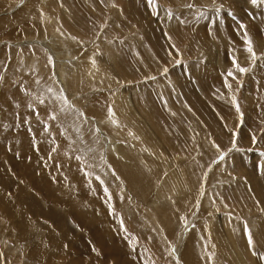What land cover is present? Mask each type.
<instances>
[{
	"label": "rangeland",
	"instance_id": "rangeland-1",
	"mask_svg": "<svg viewBox=\"0 0 264 264\" xmlns=\"http://www.w3.org/2000/svg\"><path fill=\"white\" fill-rule=\"evenodd\" d=\"M0 92L15 120L1 147L18 125L26 161L50 163L32 175L77 180L61 202L84 215L87 197L98 217L95 238L73 213L63 228L44 218L46 195L20 181L12 152L0 170L42 216L19 218L1 172L0 264H264V0H0Z\"/></svg>",
	"mask_w": 264,
	"mask_h": 264
},
{
	"label": "bare ground",
	"instance_id": "bare-ground-1",
	"mask_svg": "<svg viewBox=\"0 0 264 264\" xmlns=\"http://www.w3.org/2000/svg\"><path fill=\"white\" fill-rule=\"evenodd\" d=\"M24 9V8H23ZM27 10H28V8H26L25 10H21V12H20V15H15L13 18H12V21L13 22H21L22 23V21H25V20H27L26 18H27ZM21 13H22V15H21ZM25 13V14H24ZM24 16V17H23ZM27 21H29V20H27ZM9 22V21H8ZM17 23L15 24V25H17ZM27 23V22H26ZM26 23H24V24H26ZM8 24H7V22H6V26H7ZM18 26V25H17ZM23 26V28H24V26H26V25H22ZM27 28V27H26ZM31 28V27H30ZM29 28V26H28V29H30ZM27 29V30H28ZM22 30V29H21ZM20 29H19V31H21ZM24 30V29H23ZM23 30H22V32H23ZM29 31V30H28ZM15 33H18V32H15ZM15 33H14V35H15ZM24 34H25V32H24ZM29 34H31V32L29 33ZM12 35H13V33H12ZM17 35V34H16ZM26 35V34H25ZM11 36V35H10ZM53 44V43H52ZM52 47H53V45H52ZM60 64V63H59ZM61 65V64H60ZM16 92V91H15ZM11 94H8L7 92H3L2 94H1V92H0V100H3V103H2V106H0V114H1V116H0V123L3 121V126L0 128V160H1V158H5V161H6V164H8V165H10V166H12L13 164H14V160L12 159V155L13 154H11L12 152H14V153H16V154H18L19 156H20V158H21V160H19V162L17 161L16 162V164H18L17 166H18V168H19V176H20V181H22V182H25L26 184H30V185H33L38 191H40V192H42V193H45V195H46V199H45V201H46V204L48 205V211L50 212L49 214H46V216L44 215V218L46 217H49L50 219H56L58 222H60V223H62V228H63V224L64 223H67L66 222V220L69 218V217H66V216H68V214H70V213H73V214H75V217H76V219H77V221L78 220H80V223L82 222V221H84L85 222V224L87 223V228H89V229H91L92 230V233H91V236L93 237V238H95L96 237V233H97V227H96V223H98V217H96V210H95V213H94V207H91L90 205H89V198H87V197H84V196H81V198H79V200L80 201H78V199H77V201H78V203H79V205L78 206H80V208H81V213H83L84 215H82V214H79L77 211H74L71 207H69V203H67V202H71V199H72V197H69L68 199H67V201H64V202H61V197H63V196H67V195H72V192H70L69 191V187H72V186H75L74 184H76L78 181L77 180H70L71 182V185H69L68 187H65V188H56V187H59V186H54L52 183H54L55 185H58L59 184V181H58V179L57 178H52L50 181L48 180V178H44V176L42 175L40 178L39 177H37L36 176V178L32 175V174H34L35 172H36V174L37 173H40V172H43V173H46V176L47 175H52L51 173H49V171H50V169H49V165H50V163H48V164H46V166H44L43 164H41V165H39V161L38 160H33L32 162H27L26 161V159H27V151H26V146L28 145L26 142H21V139H23V138H25V136H24V134H23V132L22 131H19V130H17V126H16V128H15V130H16V132H15V135L16 136H14V134H13V136H9L10 138V140L8 141L7 140V145L4 143V145H6V146H4L3 145V147H1L2 146V144L3 143H1V141L2 142H4V138H2L5 134L4 133H6V129H7V126L9 127V123H10V125H12V123H15L14 121V119H13V114L14 113H12V115H11V107H12V105L14 104L13 102V104L11 103H9L8 102V100H7V97H8V99H13V98H11ZM3 98H5V99H3ZM127 100V105H128V99H126ZM0 102H2V101H0ZM22 106H20L19 108H21ZM130 108H131V106H129ZM32 116V115H31ZM18 117V116H17ZM17 117H15V118H17ZM30 119V118H29ZM12 120H14L13 122H12ZM17 120H18V118H17ZM16 120V121H17ZM19 121V120H18ZM17 121V122H18ZM20 124V123H19ZM13 126V125H12ZM20 126V125H19ZM22 126V125H21ZM31 126V125H30ZM32 126H34L35 127V125H33L32 124ZM14 127H15V125H14ZM12 128V127H11ZM11 130V129H10ZM12 130H13V128H12ZM14 131V130H13ZM30 131V130H29ZM6 134H8V133H6ZM30 134L33 136V134H35V137L36 136H38V140H37V143L34 145L33 143V145L37 148V147H39V149H40V146H39V144L40 143H42V142H38V141H42V137L44 138V136H42V134H37V131H31L30 132ZM42 137H41V136ZM22 136H24L23 138H22ZM5 138H7V136L5 137ZM34 139H36V138H34ZM6 142V141H5ZM40 145H42V144H40ZM43 146V145H42ZM6 147V148H5ZM123 147V146H122ZM1 148H4L3 150H1ZM43 148V147H42ZM42 152V151H41ZM54 152V151H53ZM39 153V152H38ZM30 154V153H29ZM42 154H44V151H43V153ZM53 162V161H52ZM57 162V161H56ZM112 162V161H111ZM64 164H65V162H64ZM115 165V164H114ZM52 166H53V169H54V171L55 172H57L58 171V169L60 168V167H58V164H55V163H53L52 164ZM55 167H56V169H55ZM77 167V166H76ZM65 168H67V166L66 165H64V167H62V169L61 170H63V169H65ZM69 168V167H68ZM1 169L2 170H0V173L2 172V176H4V178L1 176V179H4L5 181L3 182V185L4 186H13L14 187V189H15V201H14V204H12L11 203V205H14V206H16V207H20V208H23V210H24V212H21L22 214H23V216L22 217H19L20 219H23V220H25V218H24V216L25 217H29V218H40L39 216L42 214V210H40V208L39 209H37V208H35V207H32V205H34V201L31 199V194L28 196L27 195V193L26 192H24V190H23V188L22 187H15V185H14V182L12 181V180H7L6 178H7V175L5 174V168H3L2 166H1ZM71 169V168H70ZM66 170H69V169H66ZM63 171H61V173H62ZM76 172L77 171H75V173L74 174H72V173H68L69 174V176H73V178L74 179H78V177L76 176ZM54 175H56L55 173H53ZM54 181V182H53ZM64 181V180H63ZM127 181V180H126ZM51 182V183H50ZM62 182V181H61ZM69 183V184H70ZM61 184V183H60ZM1 182H0V187H1ZM80 187V186H79ZM13 189V190H14ZM95 191H96V189H94ZM94 191V192H95ZM1 193H4V192H0V194ZM55 194L52 198H51V196H50V194ZM79 193V192H78ZM12 194V193H11ZM95 194V193H94ZM13 195V194H12ZM24 196H26V198H24ZM68 197V196H67ZM0 198L2 199V197H1V195H0ZM64 199V198H63ZM57 200H60V201H58V203L60 202V203H62L61 204V206H63V208L64 209H62V212H60L59 211V209H56V210H54V208L52 207V205H51V203L52 204H55V201H57ZM87 200V202H84V201H86ZM3 201H5V200H3ZM9 201V200H8ZM7 202V201H6ZM76 202V201H75ZM50 203V204H49ZM2 208L4 209L5 207H7L8 208V203H2ZM105 205V204H104ZM60 206V205H59ZM74 205H72V207H73ZM74 208V207H73ZM79 208V209H80ZM9 209L8 210H6V211H4L3 213H4V215H7L6 216V218L7 219H9L8 218V213H9ZM157 213V212H156ZM152 214V213H151ZM20 215V214H19ZM89 215L91 216V217H89ZM102 215V214H101ZM42 216V215H41ZM115 217V216H114ZM153 217V216H152ZM100 218V217H99ZM59 219V220H58ZM109 219V218H108ZM153 220V219H152ZM22 222V221H21ZM119 222V221H118ZM154 222H155V220H154ZM159 221L157 220V223H158ZM174 222V221H173ZM83 223V222H82ZM68 224V223H67ZM84 224V223H83ZM95 224V225H94ZM173 224V223H172ZM69 226H70V224H68ZM93 225H94V229H95V231H96V233L95 232H93ZM31 226V225H30ZM109 226V225H108ZM160 225L158 224V227H159ZM18 227V226H17ZM16 227V228H17ZM32 227V226H31ZM58 227V226H57ZM103 227H105V226H103ZM20 228V227H19ZM61 228V229H62ZM70 228V227H69ZM81 228H83V227H81ZM23 229V228H22ZM32 229V228H31ZM59 229V228H58ZM58 229H57V231H58ZM60 229V230H61ZM73 229V228H72ZM105 229V228H104ZM65 231H68V230H66V229H64ZM73 230H75V229H73ZM22 231V230H21ZM62 231V230H61ZM71 232V231H70ZM70 232H68V233H70ZM107 233V232H106ZM56 234H58V232L56 233ZM99 234L100 235H102V236H105L106 234L104 233V231H103V229H102V227H100V231H99ZM69 235V234H68ZM75 235V234H74ZM77 235V234H76ZM58 236V235H57ZM60 236V235H59ZM58 236V237H59ZM90 236V235H89ZM45 237V236H44ZM47 237V236H46ZM70 237V236H69ZM99 237H101V236H99ZM49 238H51V237H48V239ZM75 238H78L79 239V241L78 242H80V243H78V244H80L79 245V247L80 246H84V240H83V238H80V237H75ZM53 240H55L54 238H52ZM52 239H50L51 241H52ZM63 239V238H62ZM69 239V238H68ZM72 239V238H71ZM70 239V240H71ZM97 239V238H96ZM113 239V238H112ZM22 240V239H21ZM46 240V239H45ZM49 240V241H50ZM60 240H61V238H60ZM67 240V239H66ZM99 240V239H98ZM50 241V242H51ZM56 242V241H55ZM45 243V242H44ZM62 243V242H61ZM122 243V242H121ZM47 244L48 245H50V243L49 242H47ZM56 244V243H55ZM87 244V243H86ZM125 244V243H124ZM224 244V243H223ZM37 246V245H36ZM41 246H42V244H41ZM40 246V247H41ZM57 246V245H56ZM63 245H60L59 244V246H57V253H59L60 255H61V257H60V259L62 258V257H66L67 255H66V253L64 252V249H63V247H62ZM116 246V245H115ZM119 247V246H118ZM32 248V247H31ZM47 247L44 245V247L42 246L41 247V249L44 251V254L46 253V251H47V249H46ZM101 248H103V247H101ZM38 249V248H37ZM73 249V248H72ZM10 250V249H9ZM80 250H81V247H80ZM188 250H189V248H188ZM87 251V250H86ZM114 252H115V250H113ZM185 251L188 253V251H187V249H185ZM184 251V252H185ZM33 252V253H32ZM36 251H34V250H31V249H29V254L31 253L33 256H36L37 254V252L35 253ZM28 254V253H27ZM185 255H186V253H185ZM38 257H39V255H37ZM36 256V257H37ZM81 256V255H80ZM90 256V255H89ZM188 256H190L191 257V255L190 254H187L185 257H184V263L185 264H197L195 261H191V259L188 257ZM236 256V255H235ZM30 257V256H29ZM35 257V258H36ZM92 257V256H91ZM182 257H183V255H182ZM191 258H193V257H191ZM32 260V259H31ZM63 260V259H62ZM88 260H89V258H88ZM92 260V259H91ZM238 260V259H237ZM35 262H36V260H34ZM115 261V260H114ZM60 262V261H59ZM63 262H64V260H63ZM68 262V261H67ZM70 262V261H69ZM68 262V263H69ZM76 262V261H75ZM74 262V263H75ZM73 263V262H72ZM73 263V264H74ZM87 263H89V262H87ZM117 263V262H116ZM44 264H45V261H44ZM64 264V263H63ZM65 264H67L66 263V261H65ZM75 264H77V263H75Z\"/></svg>",
	"mask_w": 264,
	"mask_h": 264
},
{
	"label": "snow or ice",
	"instance_id": "snow-or-ice-1",
	"mask_svg": "<svg viewBox=\"0 0 264 264\" xmlns=\"http://www.w3.org/2000/svg\"><path fill=\"white\" fill-rule=\"evenodd\" d=\"M250 2H251L252 4H256V3H257V0H250ZM189 7H193V5H189ZM240 27L243 29L245 26H244L243 24H241ZM244 43H245V45H246V51H247L249 54H251L252 59L255 60V58H256V54H255V52L253 51L251 40H250V38L248 37L246 31H245V33H244ZM233 66L236 67L237 71L240 72V73H245V72L248 71V69L239 66L235 60H233ZM228 76L232 77L233 79H236V77L233 75V73H232L231 71L228 72ZM225 87L230 88L231 85L228 84V83H226V84H225ZM237 111H239V109H237ZM253 143H255V138H253ZM216 147H218V145H217ZM251 243H252V241H251V239H249V246H251ZM262 259H264V257H262Z\"/></svg>",
	"mask_w": 264,
	"mask_h": 264
},
{
	"label": "crops",
	"instance_id": "crops-1",
	"mask_svg": "<svg viewBox=\"0 0 264 264\" xmlns=\"http://www.w3.org/2000/svg\"><path fill=\"white\" fill-rule=\"evenodd\" d=\"M179 74H180L181 76H183V74H182V70L179 71ZM184 75H185L184 78H186L185 80L188 82L190 88H192V85H196L195 83L192 82V77H191V75L189 74V72H188L187 70L184 71ZM261 153H262V152H261ZM259 168H260V167H259Z\"/></svg>",
	"mask_w": 264,
	"mask_h": 264
}]
</instances>
